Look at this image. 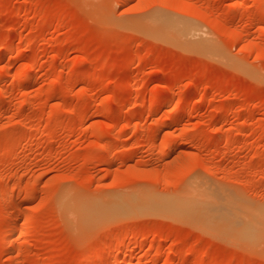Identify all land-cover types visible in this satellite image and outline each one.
I'll list each match as a JSON object with an SVG mask.
<instances>
[{
  "label": "rangeland",
  "instance_id": "obj_1",
  "mask_svg": "<svg viewBox=\"0 0 264 264\" xmlns=\"http://www.w3.org/2000/svg\"><path fill=\"white\" fill-rule=\"evenodd\" d=\"M195 186L264 227V0H0V264H264Z\"/></svg>",
  "mask_w": 264,
  "mask_h": 264
},
{
  "label": "bare ground",
  "instance_id": "obj_2",
  "mask_svg": "<svg viewBox=\"0 0 264 264\" xmlns=\"http://www.w3.org/2000/svg\"><path fill=\"white\" fill-rule=\"evenodd\" d=\"M147 24H148L149 30L151 32L161 34V35H165V36H175V35L184 34V33H188L190 35L194 34L193 30H187L186 28H183V26H182V28H180L181 25L178 22H176L175 20L163 18L161 16H156V17L149 19L147 21ZM26 74H28V73L23 74V76H25ZM31 78L32 77H30V79ZM21 79L26 80V77L21 78ZM119 87L116 88V91L123 89V88H119ZM161 100H162V98H161ZM165 103H166V100H165L164 104ZM190 192L191 191H189V194H192L190 196V198L188 200H184L185 202L180 204V209H179L180 215L179 216H185L184 217L185 219L188 218L189 220H191V222L199 223V225L202 224V225L208 227L210 231L212 229L215 232L219 233L220 235L226 236L230 240L240 241L241 244H243L242 242H245V245H246V242H247V244L248 243H252V244L259 243V245H260V242L264 241V227H262V222H261V225L258 224L257 222H255L253 220V218L250 217V214H252V213L245 212V215H247L248 218L245 217V215L243 213H241L240 211H238V209L233 207L229 201L224 202L223 199L219 198V196L215 194V192L208 191L207 189H202L199 186H197V187L195 186V188L192 190V193H190ZM62 201H66V200H62ZM80 201H82V200H80ZM71 203L72 202L68 203V201H66V202H63L62 206H64L66 209L71 208V207H74L75 209H77L76 213L78 214V216L76 218L77 219L80 218V220H83L86 222L88 221V224L97 223L98 219H100L101 217H103L106 214H111L118 209V204L116 203V200L113 203L106 205V206H103L101 204V202L100 203L94 202V204H86L87 202H85V203L83 202L81 204L79 203V205L77 207H75V206H73V203H74V205H76L78 203L75 204V202H73L72 205H70ZM74 208H72V209H74ZM62 209L65 210L64 208H62ZM72 209L71 210L69 209L70 215H72L71 214L72 212H70V211H72ZM8 213L10 214V211ZM8 213H5V214H8ZM76 213H74V214H76ZM13 214H11V215L13 216ZM15 214H16V211H15ZM17 214H16V216L19 219V216L21 213H19V215H17ZM65 214H66V212H65ZM69 214H67V217H69ZM11 215L10 216L6 215L5 217H3V220L5 218L7 221V219H9L10 217L12 218ZM13 220H12V222L10 221V219L8 220V221H10V227H9V229L7 228L8 229L7 230V236L9 237V239H11L10 237H12L17 231L16 230L17 227H15L13 224L11 225V223H13ZM91 220H93V221L96 220V221L94 223H92L93 221L90 222ZM6 221H5V223H6ZM16 221H14V222H16ZM83 221H82V223L84 224ZM1 222H2V219H1ZM14 224H16V223H14ZM202 225H200L201 229H205L204 226H203L204 228H202ZM86 226H87V223H86ZM210 231H208V232H210ZM210 233H212V231ZM217 233H215V234H217ZM6 237H5V240H6ZM217 237H219L218 234H217ZM8 241L6 243L4 242L6 244V246H8L9 243L10 244L12 243V242H10V240H8ZM237 243L238 242H236V244ZM261 245H264V244L261 243ZM10 246L11 245H9L8 247H10ZM261 247H263V246H261ZM253 248H255V246ZM100 253H101V255H100L101 257H105L104 255H106V253L104 251L103 252L100 251ZM108 253H109V251H108ZM121 253L122 252H120V254H119V255H121L120 257L123 256ZM119 255H116V258H119ZM132 259L133 258H131V263H132Z\"/></svg>",
  "mask_w": 264,
  "mask_h": 264
}]
</instances>
